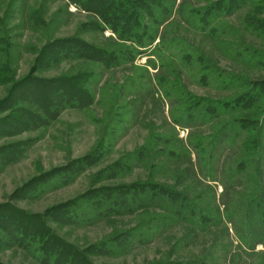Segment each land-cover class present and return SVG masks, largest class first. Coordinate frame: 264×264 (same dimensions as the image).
I'll list each match as a JSON object with an SVG mask.
<instances>
[{"label": "rangeland", "instance_id": "1", "mask_svg": "<svg viewBox=\"0 0 264 264\" xmlns=\"http://www.w3.org/2000/svg\"><path fill=\"white\" fill-rule=\"evenodd\" d=\"M218 1L175 0L172 12L163 11L159 28L153 22L158 15L145 18L159 32L152 49L129 64L96 70L91 62L49 65L40 56L55 40L81 39L118 50L111 41L115 35L101 32L93 14L69 0H0V264H264L262 246L246 253L233 229L216 221L213 208L244 199L232 198L234 190L221 198L223 187L201 172L215 124L191 131L176 127L175 134L168 105L137 85L147 83V72H164L151 56L162 39L163 55L175 62L180 59L172 47L188 43L222 71L252 72V89L264 80V64L252 70L238 65L236 50L219 52L225 39L211 43L194 31L198 12ZM259 1L221 21L238 30L242 53L264 52L259 39L264 21L254 20H264V0ZM248 13L252 34L241 25ZM170 66L181 70L177 63ZM82 74L88 79L74 91L85 100L67 104L64 97L74 96L67 90L60 94V86L67 85L61 82ZM183 76L189 93L201 100L233 94L201 86L197 75ZM262 127L257 152L264 166V122ZM190 135L195 151L182 147ZM101 208L100 217L87 212ZM192 210L207 218L191 217ZM19 229L38 230V238L25 244L9 239Z\"/></svg>", "mask_w": 264, "mask_h": 264}, {"label": "trees", "instance_id": "2", "mask_svg": "<svg viewBox=\"0 0 264 264\" xmlns=\"http://www.w3.org/2000/svg\"><path fill=\"white\" fill-rule=\"evenodd\" d=\"M145 1L84 0L83 4H78L77 0H69L83 8L80 10L93 14L101 32L107 30L114 34L115 38H112L111 41L119 49H102L81 39L55 40L46 44L40 56L49 65L51 63L58 64L67 59L78 60L81 63L87 61L96 64V70L98 66L101 69L110 70L120 63L129 64L130 58L134 62L135 58L139 54H143L144 50L152 49L159 36L156 28L146 25L145 18L158 15V18L153 22L158 23L159 28L163 24V11L172 12L171 9L175 2V0ZM253 1L258 2L259 0H219L214 4L210 3L206 11L198 12L202 14L197 15L198 23L194 29L206 36L211 43L219 38L225 39L223 43L219 44L222 46L219 52L228 55L236 50L237 53L233 57L236 64L243 65L250 70L259 64H264V52L258 50L252 54V50L247 49L242 53L239 46L244 40L238 36V30L234 31V29L226 27L227 25L221 21H223V17L234 16L239 11L238 15L243 13L244 9H254ZM194 12L195 10H193ZM244 19L245 23L241 22V25L248 30V33L252 34V26H248L249 21L252 25V13L244 16ZM259 19L263 18H254L256 23L264 21ZM198 28L202 30L200 31ZM256 31L259 30L256 29ZM231 39L235 42H231ZM259 39L264 43V31ZM162 42L163 39L160 45L154 48L151 56L158 57V62L162 69L164 67V72L156 73L155 76H151L147 72L145 78L147 83L139 80L138 88L141 86L144 93L153 99L156 98L162 106L168 105L171 131L175 134L177 133L176 127L191 131L201 130L202 127L215 124L209 138L213 142L212 149L205 161L200 160L201 172L208 182L218 181L223 187L221 198L227 192L234 190L236 193L232 198L244 199L234 206L223 205L221 209L213 208V211H215L216 221H221L228 232L233 229L238 239V246L246 253L254 254L258 246H262L264 249V166L257 152L261 145L257 128H263L262 123L264 122V80L253 84L252 89V72L240 75L238 72L222 71L216 66H211L210 59L188 43H182L180 46L176 43L177 46L172 47L176 57L180 59V62H175L171 56L163 55L162 50L165 49V44ZM179 51L185 53L181 55ZM173 63L179 64L180 72L174 71L170 66ZM186 73L191 76H199L203 87H215L219 91L233 94L228 98L207 100L204 98L201 100L189 93L190 89H187L184 80L186 77L183 76ZM87 75L82 74V76L61 82V84L67 85L63 90L60 86V94L67 90L74 96H65L64 102L67 104L84 102L85 96L81 97L78 95L80 93L75 94L74 90H77L76 87H81L79 86L81 81L88 79ZM211 79H215L212 84ZM82 92L84 93L83 89ZM60 94H56L54 97L60 98ZM204 139L206 138L204 137ZM252 139H255L253 146ZM186 144H182L185 151L186 147L188 149L190 147L194 151L197 149L192 135L188 137ZM228 149L230 151L227 153ZM197 166L199 167V165ZM241 189L242 193H240ZM229 208H232V213ZM104 209L87 210V212L100 217L105 215ZM199 214L205 219L207 218V214L200 210H192L191 217ZM181 220L184 222L183 219ZM15 233L10 234L9 239H20L23 244L28 243L31 238L37 239L36 235H39L38 230L29 233L24 229H19L15 230ZM27 238L29 239L26 242ZM261 253L264 254V250ZM59 264L66 263L60 261Z\"/></svg>", "mask_w": 264, "mask_h": 264}]
</instances>
